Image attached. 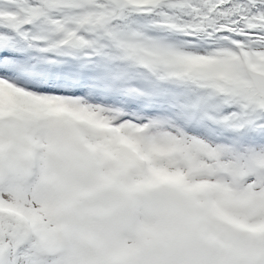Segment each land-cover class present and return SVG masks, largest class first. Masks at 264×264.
Segmentation results:
<instances>
[{
	"label": "snow or ice",
	"instance_id": "6c2138e0",
	"mask_svg": "<svg viewBox=\"0 0 264 264\" xmlns=\"http://www.w3.org/2000/svg\"><path fill=\"white\" fill-rule=\"evenodd\" d=\"M0 264H264V0H0Z\"/></svg>",
	"mask_w": 264,
	"mask_h": 264
}]
</instances>
